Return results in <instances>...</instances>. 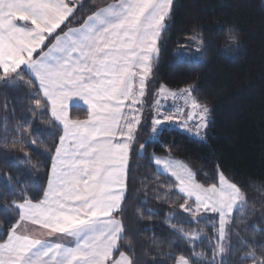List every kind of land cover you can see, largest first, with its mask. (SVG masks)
Returning a JSON list of instances; mask_svg holds the SVG:
<instances>
[{
  "label": "snow or ice",
  "instance_id": "1",
  "mask_svg": "<svg viewBox=\"0 0 264 264\" xmlns=\"http://www.w3.org/2000/svg\"><path fill=\"white\" fill-rule=\"evenodd\" d=\"M173 7L174 0H115L85 17L79 0H0V87L19 83L31 90L35 106L48 110L61 133L48 148L42 190L33 199L22 185L19 201H11L13 219L0 223V264H138L131 245L121 241L134 181L130 160L145 150L141 131L150 123L152 134L175 125L206 136L212 123V109L192 95L195 86H151ZM187 39L198 41L196 51H202L200 32ZM225 39L226 48L238 44V29ZM168 96L184 104L167 109L161 98ZM81 102L87 117L73 118L70 107ZM23 132L21 124L17 136ZM214 167L216 182L206 186L191 170L164 165L185 196L183 212L197 224L202 214L218 219L211 259L195 251L198 234L172 224L188 245L179 255L165 254L172 264H222L216 256L224 252L226 228L231 231L233 211L245 205V192ZM243 260L264 264V248H250ZM149 264L168 261L161 257Z\"/></svg>",
  "mask_w": 264,
  "mask_h": 264
},
{
  "label": "trees",
  "instance_id": "2",
  "mask_svg": "<svg viewBox=\"0 0 264 264\" xmlns=\"http://www.w3.org/2000/svg\"><path fill=\"white\" fill-rule=\"evenodd\" d=\"M114 2L84 0L79 11L86 17L94 7ZM232 29H238L239 42L226 48L225 38ZM194 30L203 39L200 52L196 51L199 42L187 39ZM159 49L156 83L151 86L165 84L175 91L195 86L192 95L211 107L214 122L205 141L172 125L150 139L151 125H145L147 130L141 131L145 150L129 164L134 181L126 200V238L121 243L131 245L138 264L161 257L172 264L165 254L179 255L188 248L181 232L171 227L175 224L183 232L198 234L195 251L211 259L218 219L202 214L197 224L183 212L185 196L177 182L154 163L155 157H169L186 162L200 183L216 182L214 166H219L242 187L245 205L233 212L224 252L216 259L222 264H252L243 260L245 252L257 245L264 248V0H174ZM70 114L87 117L81 107H71ZM145 116L150 119L151 113ZM21 124L24 132L18 137ZM59 134L48 110L35 106L31 90L19 83L0 87V223L13 219L11 201H19L22 185L33 199L42 190L48 148ZM18 138L22 142L13 145ZM38 162L42 163L36 167Z\"/></svg>",
  "mask_w": 264,
  "mask_h": 264
},
{
  "label": "rangeland",
  "instance_id": "3",
  "mask_svg": "<svg viewBox=\"0 0 264 264\" xmlns=\"http://www.w3.org/2000/svg\"><path fill=\"white\" fill-rule=\"evenodd\" d=\"M173 91H175V90H173ZM152 103H154V102H152ZM227 103H228V105L231 104L230 101H227ZM161 104L164 105L167 109H172L175 106L183 105L184 101L182 99H180V98H176L175 100H173L171 96H168L166 99L165 98H161ZM228 108H229V106H228ZM188 110H189L188 107H185V111H188ZM211 121H212V123L214 122V119L212 118V113H211ZM212 123H211V126L209 127V129L207 130V134L209 132H212V129H211ZM172 126L176 127L175 125H172ZM189 126L191 127V124H189ZM182 132L187 134L188 136L193 137V138H196V139H199V140H202V141L206 140V138H205L206 136H204L203 134H201L200 136H197V135L191 134V133H189L187 131H182ZM155 137H156V134H152L151 133L150 139H155ZM157 158L161 160V164L160 165H156L158 171L161 172V173H164L166 175H170L171 176L170 172L164 168V165L167 164V163H171L175 169H182L184 171L191 170L194 173L192 168L186 162H183V161H180V160H176V159H173V158H169V157H155L154 160L157 159ZM172 178L175 180L174 177H172ZM195 179H196V177H195ZM197 182H199V181H197ZM181 194L184 196L183 193H181ZM226 233L228 235V228H226ZM225 240L222 242L223 244H224Z\"/></svg>",
  "mask_w": 264,
  "mask_h": 264
},
{
  "label": "crops",
  "instance_id": "4",
  "mask_svg": "<svg viewBox=\"0 0 264 264\" xmlns=\"http://www.w3.org/2000/svg\"><path fill=\"white\" fill-rule=\"evenodd\" d=\"M84 0H79V3H82ZM78 107H81L83 109H86V105L83 104V102H81V104L78 106ZM71 109V107H70ZM30 229L33 228V226L29 225L28 226ZM41 238L43 239H51L50 237H47L46 235L45 236H42Z\"/></svg>",
  "mask_w": 264,
  "mask_h": 264
}]
</instances>
